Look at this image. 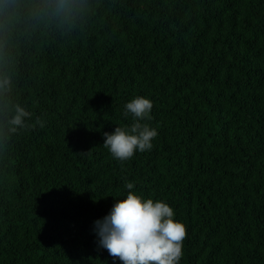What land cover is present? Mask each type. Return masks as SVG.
Returning a JSON list of instances; mask_svg holds the SVG:
<instances>
[{
	"label": "trees",
	"instance_id": "16d2710c",
	"mask_svg": "<svg viewBox=\"0 0 264 264\" xmlns=\"http://www.w3.org/2000/svg\"><path fill=\"white\" fill-rule=\"evenodd\" d=\"M0 82V264H122L92 227L129 191L175 210L180 264H264V0H0ZM138 95L158 136L121 162Z\"/></svg>",
	"mask_w": 264,
	"mask_h": 264
},
{
	"label": "clouds",
	"instance_id": "9594fccd",
	"mask_svg": "<svg viewBox=\"0 0 264 264\" xmlns=\"http://www.w3.org/2000/svg\"><path fill=\"white\" fill-rule=\"evenodd\" d=\"M58 11L64 0H55ZM4 83L0 82V89ZM153 102L145 96H136L124 105L123 116H131L130 126H115L103 133V146L114 159L130 160L137 152L151 151L157 129L145 121L152 119ZM29 113L17 107L8 120L11 130L25 127ZM43 127V122H39ZM128 190L133 182H125ZM175 210L165 201L153 200L129 191L125 198L116 200L109 212L93 222L98 247L106 249L115 262L122 264H180L186 226L175 219Z\"/></svg>",
	"mask_w": 264,
	"mask_h": 264
}]
</instances>
